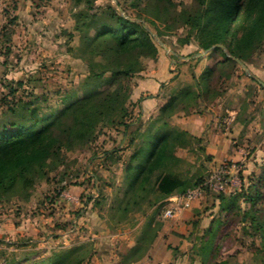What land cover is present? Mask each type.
<instances>
[{"label": "rangeland", "instance_id": "1", "mask_svg": "<svg viewBox=\"0 0 264 264\" xmlns=\"http://www.w3.org/2000/svg\"><path fill=\"white\" fill-rule=\"evenodd\" d=\"M149 1L0 0V121L17 119L8 107L21 100L40 105L42 113L63 107L66 95L85 94L89 66L79 56V10L96 13L119 3L123 14L143 20L151 16ZM161 1H171L177 12L198 9L197 0ZM166 20L158 23L169 43L158 37V56L144 59V69L126 81L131 90L123 122L100 117L86 140L48 159L28 185L0 189V264H32L64 249H75L72 259L82 264H264V45L244 63L250 74L228 63L213 75L209 93L180 99L173 113L162 114L160 107L180 89L191 85L198 92L193 73L198 77L209 61L202 47L209 42L194 20ZM161 71L164 82L154 76ZM158 96L166 101L160 104ZM165 122L175 131V158L163 172L185 180L187 191L201 187L195 183L211 171H222L217 187L202 186L201 196L169 219L164 212L173 203L152 185L144 194L126 195L124 172L142 140L132 142L133 131ZM75 186L83 187L76 197L66 192ZM86 211H96L102 224L81 218ZM93 226L116 234L107 250ZM214 230L211 253L203 255Z\"/></svg>", "mask_w": 264, "mask_h": 264}, {"label": "trees", "instance_id": "2", "mask_svg": "<svg viewBox=\"0 0 264 264\" xmlns=\"http://www.w3.org/2000/svg\"><path fill=\"white\" fill-rule=\"evenodd\" d=\"M197 1L198 9L194 12H177L171 1L150 0L147 12L151 16L143 20L123 14L118 9L119 3H109L96 13L79 10L75 14L79 56L89 66L85 94L66 95L62 100L64 106L57 111L41 113L40 105L22 100L8 107L9 114L17 119L0 121V189L9 192L28 185L45 170L48 159L55 158L63 148L69 149L76 142L86 140L100 117L105 116L111 122L119 118L123 122L131 90L127 79L144 69V59L159 54L158 43L144 22L154 27L164 43H169L158 20L167 23L166 19L171 17L170 24L174 25L179 22L186 25L194 20L199 35L209 42H202L208 51V64L198 77L193 73V85L198 92L191 85L180 89L160 107L162 114L173 113L180 99L209 93L213 75L228 63L237 65L235 58L248 64L264 45V0ZM170 24L166 27L171 28ZM219 53L221 59L217 57ZM105 77L108 83L104 82ZM22 85L18 81V86ZM15 92L12 89L10 94ZM133 132L136 134L132 142L139 137L142 140L124 168L126 195L144 194L151 185L160 198L176 194L180 189L186 191L185 180L162 171L175 158L171 147L175 131L167 128V122L158 128L147 127L142 133L139 128ZM204 181L199 179L195 184ZM129 206L127 200L122 211L127 213ZM216 236L214 230L204 242L203 255H210ZM74 251L64 249L32 264H82V258L72 259Z\"/></svg>", "mask_w": 264, "mask_h": 264}, {"label": "built area", "instance_id": "3", "mask_svg": "<svg viewBox=\"0 0 264 264\" xmlns=\"http://www.w3.org/2000/svg\"><path fill=\"white\" fill-rule=\"evenodd\" d=\"M222 171L220 170H215L211 171L209 177H207L202 184V186H209V187H217L219 184L218 182L221 181L222 177ZM201 186V187H202ZM220 189L222 188V185H219ZM201 187L195 188V189H190L187 190L186 192L183 193H177L173 194L167 197L166 201L172 202L173 204L168 207L165 212H164V217L165 218H172L175 216V213L177 209L179 208H189L192 204V202L196 199L199 198L202 194V189Z\"/></svg>", "mask_w": 264, "mask_h": 264}, {"label": "crops", "instance_id": "4", "mask_svg": "<svg viewBox=\"0 0 264 264\" xmlns=\"http://www.w3.org/2000/svg\"><path fill=\"white\" fill-rule=\"evenodd\" d=\"M155 76V78L156 77H161V76H166L165 75V72L164 71H161L160 73H158V74H155L154 75ZM161 79V78H160ZM165 80H160V82H164ZM160 82H158V81H156V83H157V87H156V85L154 86L155 87V89L157 88V92H159V86H160ZM158 94L157 93H155V95L154 96H157ZM156 99H158V100H162V101H160L161 103L160 104H163L166 100L162 97V96H158ZM76 188H83L82 186L80 187V186H78V187H70V188H68L67 189V191L66 192H69L70 194H72V195H74L75 197H76V194L79 192L78 191V189H76ZM25 216V213L23 212L22 214H21V216L19 217V219L20 218H22V217H24ZM81 218H83V217H88L91 221L92 220H95V221H98L99 223H101L102 224V221H101V219L99 218V215H98V213L96 212V211H91V212H89V211H86L84 214H82V216H80ZM29 219V218H28ZM90 221V222H91ZM105 226H106V224L107 223H103ZM94 228V231H93V234H94V236H101V237H105V239H104V241H103V243H102V249H105L106 248V250L108 249L107 247H108V240H109V237H112V239L111 240H114V238H115V236H116V234H114V233H110V232H106V231H101V230H96L97 228H96V226H93ZM107 233V234H106ZM104 254V253H103Z\"/></svg>", "mask_w": 264, "mask_h": 264}, {"label": "water", "instance_id": "5", "mask_svg": "<svg viewBox=\"0 0 264 264\" xmlns=\"http://www.w3.org/2000/svg\"><path fill=\"white\" fill-rule=\"evenodd\" d=\"M120 11H122V9H120ZM152 35L155 37V39H156L160 44L163 45V42L158 38V35H157V34L152 33ZM218 46H221V47L225 48V47H224L223 45H221V44H218ZM200 54H204V53H199V55H200ZM235 60H236L240 65H242V67H244V69L246 70L247 73L250 74V70L248 69V67H247V66H246V65H245L240 59L235 58ZM259 83L264 87V82H262V81L259 80Z\"/></svg>", "mask_w": 264, "mask_h": 264}]
</instances>
